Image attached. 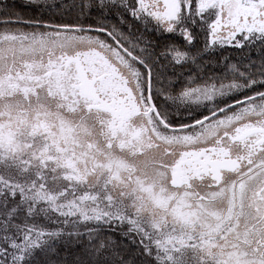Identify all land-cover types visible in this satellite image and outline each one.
I'll use <instances>...</instances> for the list:
<instances>
[{
  "label": "snow or ice",
  "instance_id": "snow-or-ice-1",
  "mask_svg": "<svg viewBox=\"0 0 264 264\" xmlns=\"http://www.w3.org/2000/svg\"><path fill=\"white\" fill-rule=\"evenodd\" d=\"M0 264H264V0H0Z\"/></svg>",
  "mask_w": 264,
  "mask_h": 264
}]
</instances>
